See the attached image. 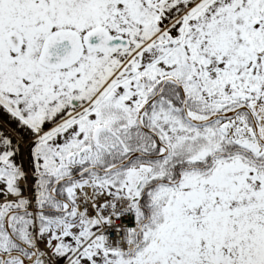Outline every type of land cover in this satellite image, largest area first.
I'll list each match as a JSON object with an SVG mask.
<instances>
[{"label": "snow or ice", "instance_id": "snow-or-ice-1", "mask_svg": "<svg viewBox=\"0 0 264 264\" xmlns=\"http://www.w3.org/2000/svg\"><path fill=\"white\" fill-rule=\"evenodd\" d=\"M0 264H264V0H0Z\"/></svg>", "mask_w": 264, "mask_h": 264}]
</instances>
